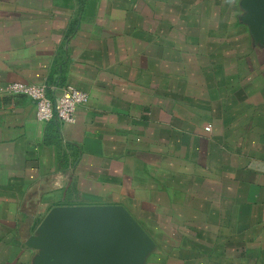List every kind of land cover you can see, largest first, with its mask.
<instances>
[{"label": "crops", "instance_id": "1", "mask_svg": "<svg viewBox=\"0 0 264 264\" xmlns=\"http://www.w3.org/2000/svg\"><path fill=\"white\" fill-rule=\"evenodd\" d=\"M243 3L0 0V264H41L44 217L73 206L122 208L138 264H264V45ZM10 83L88 101L38 123Z\"/></svg>", "mask_w": 264, "mask_h": 264}, {"label": "water", "instance_id": "2", "mask_svg": "<svg viewBox=\"0 0 264 264\" xmlns=\"http://www.w3.org/2000/svg\"><path fill=\"white\" fill-rule=\"evenodd\" d=\"M95 2H90L88 15ZM250 31L264 45V0H244ZM41 264H138L149 242L117 206L54 207L41 223Z\"/></svg>", "mask_w": 264, "mask_h": 264}, {"label": "built area", "instance_id": "3", "mask_svg": "<svg viewBox=\"0 0 264 264\" xmlns=\"http://www.w3.org/2000/svg\"><path fill=\"white\" fill-rule=\"evenodd\" d=\"M47 84L34 85L24 83H10L7 92L11 95L27 97L35 106V117L38 123H49L57 120L60 123H75L76 108L85 105L88 96L69 86L61 87L57 96L48 94ZM210 131V126L205 128Z\"/></svg>", "mask_w": 264, "mask_h": 264}]
</instances>
